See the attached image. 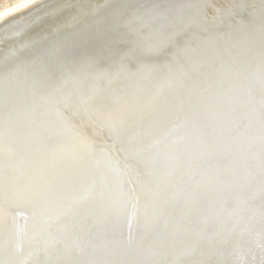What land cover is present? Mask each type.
<instances>
[{
    "label": "bare ground",
    "instance_id": "1",
    "mask_svg": "<svg viewBox=\"0 0 264 264\" xmlns=\"http://www.w3.org/2000/svg\"><path fill=\"white\" fill-rule=\"evenodd\" d=\"M229 111L243 115L235 133L220 129ZM254 123L264 126V0L14 4L0 12V264H43L127 226L117 264H165L158 242L175 244L167 264H189L194 251L201 264V241L230 240V259L241 249L233 264L255 254L264 264L249 237L239 241L264 233L246 213L202 237L212 211L194 212L209 202L201 189L161 209L164 189L201 180L204 160L231 153ZM258 191L238 197L264 211Z\"/></svg>",
    "mask_w": 264,
    "mask_h": 264
},
{
    "label": "water",
    "instance_id": "2",
    "mask_svg": "<svg viewBox=\"0 0 264 264\" xmlns=\"http://www.w3.org/2000/svg\"><path fill=\"white\" fill-rule=\"evenodd\" d=\"M228 115H232L233 119L230 118V120L227 121V119H223L226 117L224 116L220 121L221 123L220 129L223 130L225 127H227L229 130H231L232 132L234 131L235 133L236 131L235 127L243 115H241L240 113L236 114L235 112L231 113L230 111L228 112ZM246 119H250V116H248V118ZM230 121H232L230 123L231 125L228 124ZM250 129H253V130H251L250 135H248V131ZM246 130L247 128L244 131H241L240 133V136H242L243 141H241V143L240 142L237 143L232 148L234 153L232 152L231 149H230L231 153H229V151L228 153H224L223 150L221 149L220 151L218 147L215 149L217 153L218 151H220L218 154L215 152L213 155H211L210 159L206 158V160H204L206 163L211 164V165L208 167V171L203 174L201 180H196L194 182H189V183H186V182L181 183L180 180H178L179 182L173 185L175 188L171 186L172 188L171 190L164 189L163 191H165V194L164 193L163 194L165 197L163 198L161 209L167 210V208H171L172 206L177 208L181 204L185 203V201H187L191 196H193V194H198L197 190L201 189V193H203V196H201V199H203V197L206 196V199H208L209 202L206 205H204V207L201 206V210H198V211H197V208L193 207V209L195 210L194 212L196 213L201 212V214H203L204 209H210L212 211L211 212L212 214L210 215L208 214L209 215L208 222L206 223L205 227H203L202 229V232H201L202 237L206 235H214V233H216V230H215L216 226L220 225L226 220L231 221L232 219H237L238 217L240 218V216H242L241 214H245V213L250 216V219H252V221L255 222L256 226L258 224L263 225L264 224L263 209L261 210L258 207L253 208L254 206L251 207L243 203L242 202L243 200L240 197H238L240 193H243L246 191L248 192L251 191L252 195L253 194L255 195L256 194L255 191L257 190H259L258 197L260 196L264 197V187L262 188L264 184H259V185H262L260 188L258 186L256 187L257 183L255 182V179H257V177L259 178V176L260 178H264V126L258 127V124L254 123V125H251L249 127L247 132ZM206 136L209 137V133L206 134ZM203 138H205V136ZM203 138H201V141L203 140ZM206 145L207 144H205L204 147L201 148L202 152L204 151V149H206L207 147ZM233 154L237 155V158H234L231 166L227 169L219 170L217 168L218 161L216 162L215 159L217 158L218 160H220L219 163L221 161L223 163L226 156H233ZM145 168L148 169L147 172L150 169V167H145ZM214 170L216 172L217 177L211 178L209 174H211L210 172H213ZM145 174L147 175V173ZM148 176L151 177L152 173L147 175V178ZM228 177L233 178L232 182L230 183L225 182L226 178ZM160 178L161 176L158 177V179ZM254 186L257 189H254L253 188ZM222 195L223 197H221ZM230 196H232V198L235 197L234 201H236L235 205L232 207H231L232 204L229 203V201H226V199L230 198ZM220 198L222 200H220ZM223 204H225L227 207L224 206L222 208L221 205ZM220 208L223 209L222 211L224 214H222V217L219 218L217 217V214L215 213V211ZM242 223L244 222L239 221V224H242ZM185 224L184 226H187ZM233 227H235V224ZM128 228H130V226H127V231L126 230L121 231L117 229L113 237L107 240H104V237H105L104 235L101 236L102 237L101 239H103V242H101V244L99 245L92 247L89 241H86L85 243L82 242L83 244H78V246H73L74 248H72L71 250L69 249V252L65 253V257L63 256L64 258L61 257V252L58 250L56 254H52L53 256H49L50 258H48L45 261H43L44 260L43 259L41 262H43V264H100V263L106 264L107 262L108 263L110 262L109 264H117V259L120 257V254H124V252L126 253V251H123V248H122V246L126 242L120 241V237L123 236L125 232L129 234ZM244 234L245 235L248 234V235L247 236L240 235L239 241L241 242L249 237L253 241V244H255L254 248L257 249V251H261L262 252L261 254H264V233L261 234L257 232L253 234L252 233H244ZM228 236L234 237L231 235H228ZM136 238L137 239L134 242L138 244L141 248L142 246L140 244V241L144 239L139 238V237H136ZM179 239H180L179 242H185L184 239H181V238ZM133 240L134 238L132 239V241ZM231 244L233 243L230 240L229 243H227V246L225 244L220 245L216 242L215 243L213 242L211 243V245L209 244L207 246L206 243L201 241V264H231L237 259V257H239L238 255L241 250V249L237 250V253L232 255L231 257L232 259H230L229 253H228L230 249H227V248L228 246L230 247ZM174 245L170 244V247L168 248V245H164L162 242H158L157 244L158 247H156V250L158 251L162 250L164 254L168 255L167 258L166 257L163 259L161 258V261H163V263L167 264L166 262L168 261V259H170L173 255L176 254V252L174 251L175 249L172 252L171 246H174ZM221 246L223 248H221ZM109 247L112 248L111 251H113V253L111 257H109L107 260H104V255L107 252V250L110 249ZM186 247H188L187 244H186ZM199 247L200 245L193 244V245H190L189 248L195 249ZM231 247H234V245H232ZM169 252H170V255L167 254ZM193 253L194 254L192 257H190L189 259H185L186 261H189V264L195 263L199 259L197 252L194 251ZM164 254H162V257ZM126 255L131 256L135 254L127 253ZM177 256L183 257L182 252L179 253ZM155 258L156 256H155V249H154L152 256H149V261L150 262L154 261ZM259 258H261V255L255 254V256L249 259L248 263H246V260H245L244 264H251L253 260L259 261L260 260ZM179 262H182L183 264V260Z\"/></svg>",
    "mask_w": 264,
    "mask_h": 264
},
{
    "label": "rangeland",
    "instance_id": "3",
    "mask_svg": "<svg viewBox=\"0 0 264 264\" xmlns=\"http://www.w3.org/2000/svg\"><path fill=\"white\" fill-rule=\"evenodd\" d=\"M22 0H0V12L2 13L5 9L19 3Z\"/></svg>",
    "mask_w": 264,
    "mask_h": 264
}]
</instances>
